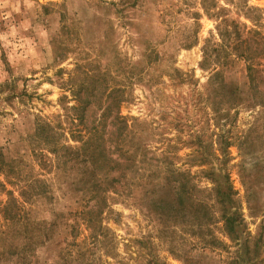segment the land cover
Here are the masks:
<instances>
[{
    "label": "rangeland",
    "instance_id": "obj_1",
    "mask_svg": "<svg viewBox=\"0 0 264 264\" xmlns=\"http://www.w3.org/2000/svg\"><path fill=\"white\" fill-rule=\"evenodd\" d=\"M113 87L135 167L184 173L202 208L167 185L97 211L60 147ZM151 262L264 264V0H0V264Z\"/></svg>",
    "mask_w": 264,
    "mask_h": 264
},
{
    "label": "trees",
    "instance_id": "obj_2",
    "mask_svg": "<svg viewBox=\"0 0 264 264\" xmlns=\"http://www.w3.org/2000/svg\"><path fill=\"white\" fill-rule=\"evenodd\" d=\"M240 56L246 58L244 54ZM108 91L109 93L100 100L96 98L92 100L88 98L77 100V107L74 108V111L79 112L80 115H75V119L81 124L84 122V113L89 111L94 103H97V107L102 109V112L93 120L90 118L91 121L87 127H84V132H69L70 136L79 142L77 148H72L71 146L60 147L64 152L61 157L65 162L74 160L77 162L81 161L84 164L85 171L83 173H85V176L80 182L82 185L84 184L86 192L91 195L90 198L97 203V211L100 212L103 208L102 196L105 193L104 189L108 187L115 193L130 194L133 192L148 196L161 190H166L167 185L177 193L176 196L180 198L182 207H184L182 199L184 200V197H186L194 207L199 206V208H202V204L192 200L195 190L184 173L170 170L174 179H168L167 167H135L133 157L129 156L122 148L121 137L123 132H126L127 125L118 110L123 100L113 97V94L121 92V89L113 87L109 88ZM50 127L49 123L37 122V138H41L44 145H48L54 137L53 130L55 129ZM51 151L55 154L58 153L57 147L52 148ZM56 156L58 158V154ZM224 178V186H218L217 182H215L216 185L213 190L216 191V196L219 197L223 212H226L228 204L232 202L233 191L227 175H224ZM153 203L160 205L157 216L162 222L165 215V210L162 209V207L165 208L163 206L164 202H162V199H157ZM235 218L234 214L230 216L222 215L221 219H223L227 230L233 229L236 223ZM151 264L159 263L151 262Z\"/></svg>",
    "mask_w": 264,
    "mask_h": 264
}]
</instances>
